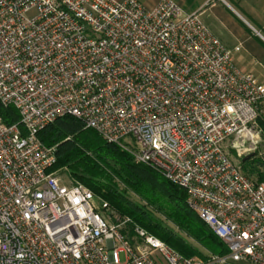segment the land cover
I'll use <instances>...</instances> for the list:
<instances>
[{
	"label": "built area",
	"instance_id": "obj_1",
	"mask_svg": "<svg viewBox=\"0 0 264 264\" xmlns=\"http://www.w3.org/2000/svg\"><path fill=\"white\" fill-rule=\"evenodd\" d=\"M240 51L170 0H0V103L25 131L0 119V264H264V181L225 148L251 154L262 134L264 85ZM65 117L184 190L228 254L187 259L126 234L128 218L53 171L38 133Z\"/></svg>",
	"mask_w": 264,
	"mask_h": 264
},
{
	"label": "trees",
	"instance_id": "obj_2",
	"mask_svg": "<svg viewBox=\"0 0 264 264\" xmlns=\"http://www.w3.org/2000/svg\"><path fill=\"white\" fill-rule=\"evenodd\" d=\"M0 119L9 127L18 125L25 134L16 109L5 108L0 103ZM258 124L264 130V120L259 119ZM38 138L46 147L57 149L53 171L67 175L74 184L83 185L96 200L131 221L126 234L133 236V228L140 227L187 259L200 256L207 260L208 257L205 258L182 234L194 239L213 256L228 254L225 244L189 208L184 190L151 167L136 164L129 152L106 142L96 131L85 129L79 120L59 119L40 131ZM241 164L247 178L257 183L264 181L261 161L254 157L243 158Z\"/></svg>",
	"mask_w": 264,
	"mask_h": 264
},
{
	"label": "crops",
	"instance_id": "obj_3",
	"mask_svg": "<svg viewBox=\"0 0 264 264\" xmlns=\"http://www.w3.org/2000/svg\"><path fill=\"white\" fill-rule=\"evenodd\" d=\"M123 2L124 0H115ZM147 10L163 0H137ZM187 15L200 14L210 32L234 55L236 66L264 85V22L255 28L228 0H170Z\"/></svg>",
	"mask_w": 264,
	"mask_h": 264
},
{
	"label": "rangeland",
	"instance_id": "obj_4",
	"mask_svg": "<svg viewBox=\"0 0 264 264\" xmlns=\"http://www.w3.org/2000/svg\"><path fill=\"white\" fill-rule=\"evenodd\" d=\"M228 2H230L236 9L237 11L244 17L246 18L255 28H260L259 24H262L264 22V0H228ZM257 131H262V134H260V141L259 144L257 145L255 151L253 150L251 154H247L243 157H239L238 154L232 150V144L233 142H228L226 144V151L228 152V155L230 156V158L233 160V162L240 167L242 172L244 171V168L242 166V160L247 159L250 156H253L254 158H256V160H259L263 163L264 161V130L260 127V125L258 124V129ZM127 145L129 147H134V145L131 143V140L128 139L126 141ZM252 157V158H253ZM61 174V172H60ZM62 180L67 183L66 181V176L62 175ZM134 199L136 201H138L137 198L134 197ZM98 205L101 206L102 203L97 200ZM112 214V211L110 210L109 213H106L105 216H108ZM171 228H173L175 230V233L179 234V230L174 226V225H170ZM182 236L189 241V243H191L194 247H196L202 254H204L205 258L206 257H210L213 256L210 253H208L205 249H203L196 241H194V239L188 237L185 234H182ZM121 261L124 262L125 261V256L121 255ZM192 258H196V259H200L203 260V258H201L200 256H194ZM230 264H249V263H245V262H240V263H230Z\"/></svg>",
	"mask_w": 264,
	"mask_h": 264
},
{
	"label": "water",
	"instance_id": "obj_5",
	"mask_svg": "<svg viewBox=\"0 0 264 264\" xmlns=\"http://www.w3.org/2000/svg\"><path fill=\"white\" fill-rule=\"evenodd\" d=\"M253 156H250V157H248L246 160H249V159H251Z\"/></svg>",
	"mask_w": 264,
	"mask_h": 264
}]
</instances>
